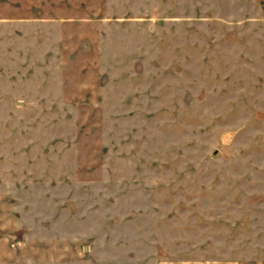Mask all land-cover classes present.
I'll return each mask as SVG.
<instances>
[{
  "label": "rangeland",
  "instance_id": "1",
  "mask_svg": "<svg viewBox=\"0 0 264 264\" xmlns=\"http://www.w3.org/2000/svg\"><path fill=\"white\" fill-rule=\"evenodd\" d=\"M264 0H0V264H254Z\"/></svg>",
  "mask_w": 264,
  "mask_h": 264
},
{
  "label": "crops",
  "instance_id": "2",
  "mask_svg": "<svg viewBox=\"0 0 264 264\" xmlns=\"http://www.w3.org/2000/svg\"><path fill=\"white\" fill-rule=\"evenodd\" d=\"M259 230L254 229V264H264V235L261 239L258 238ZM187 264H194L187 262ZM205 264V263H204ZM207 264H248L240 260H229L225 255L222 257V261L210 262ZM252 264V263H251Z\"/></svg>",
  "mask_w": 264,
  "mask_h": 264
}]
</instances>
